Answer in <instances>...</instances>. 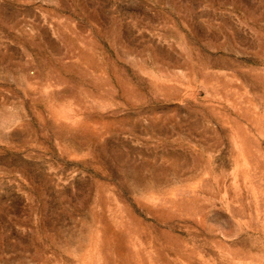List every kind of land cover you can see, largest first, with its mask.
Returning a JSON list of instances; mask_svg holds the SVG:
<instances>
[{
    "label": "rangeland",
    "instance_id": "obj_1",
    "mask_svg": "<svg viewBox=\"0 0 264 264\" xmlns=\"http://www.w3.org/2000/svg\"><path fill=\"white\" fill-rule=\"evenodd\" d=\"M0 264H264V0H0Z\"/></svg>",
    "mask_w": 264,
    "mask_h": 264
}]
</instances>
